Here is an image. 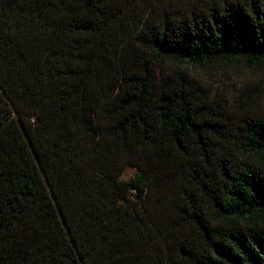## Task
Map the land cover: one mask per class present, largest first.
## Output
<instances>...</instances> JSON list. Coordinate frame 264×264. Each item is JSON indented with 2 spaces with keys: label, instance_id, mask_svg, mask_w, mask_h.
Returning <instances> with one entry per match:
<instances>
[{
  "label": "trees",
  "instance_id": "1",
  "mask_svg": "<svg viewBox=\"0 0 264 264\" xmlns=\"http://www.w3.org/2000/svg\"><path fill=\"white\" fill-rule=\"evenodd\" d=\"M239 61L264 0H0V264H264V110L190 71Z\"/></svg>",
  "mask_w": 264,
  "mask_h": 264
},
{
  "label": "rangeland",
  "instance_id": "2",
  "mask_svg": "<svg viewBox=\"0 0 264 264\" xmlns=\"http://www.w3.org/2000/svg\"><path fill=\"white\" fill-rule=\"evenodd\" d=\"M190 69L194 77L213 91L235 98L255 96L256 109L264 110V71L252 68L243 61ZM132 172L133 169H128L126 175Z\"/></svg>",
  "mask_w": 264,
  "mask_h": 264
}]
</instances>
